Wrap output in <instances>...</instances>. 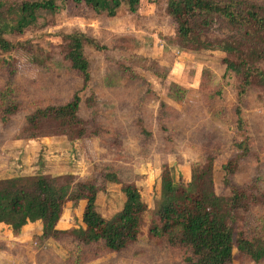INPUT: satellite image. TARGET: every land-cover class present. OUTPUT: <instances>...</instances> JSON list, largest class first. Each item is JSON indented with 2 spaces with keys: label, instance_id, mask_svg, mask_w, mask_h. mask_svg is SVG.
Returning a JSON list of instances; mask_svg holds the SVG:
<instances>
[{
  "label": "rangeland",
  "instance_id": "1",
  "mask_svg": "<svg viewBox=\"0 0 264 264\" xmlns=\"http://www.w3.org/2000/svg\"><path fill=\"white\" fill-rule=\"evenodd\" d=\"M54 4L53 11L40 12L21 34L6 35L20 47L0 51V180L38 174L90 180L97 187L96 210L107 219L121 209L122 184L132 183L147 206L137 241L98 257L89 249L82 264H185L183 247L164 245L148 233L162 170L169 169L174 186L186 187L192 166L213 157L217 193L229 194L222 180V165L228 161L234 169L230 181L263 189V89L251 86L240 98L239 79L225 70L221 51L185 50L169 41L174 26L165 0H140L135 12L122 6L112 16L95 13L83 1ZM73 30L92 38L83 47L91 79L80 91L82 77L69 68L61 35ZM76 93L87 135L60 133L48 122L34 132L25 129L26 116L36 107L62 104ZM161 102L166 104L164 122L157 116ZM236 110L244 119L242 129L234 123ZM95 124L108 128L107 133L92 135ZM246 146L247 152L238 156ZM84 206V199L67 200L57 228L80 227ZM234 227V239L241 228L248 236L264 235L263 200L238 210ZM11 233L0 238V264L74 262L71 235L41 239L38 222L23 225L15 238ZM233 252L231 264H264Z\"/></svg>",
  "mask_w": 264,
  "mask_h": 264
},
{
  "label": "trees",
  "instance_id": "2",
  "mask_svg": "<svg viewBox=\"0 0 264 264\" xmlns=\"http://www.w3.org/2000/svg\"><path fill=\"white\" fill-rule=\"evenodd\" d=\"M75 1H83L95 13L112 16L122 6L135 12L140 0ZM165 2L166 13L174 26L169 41L185 50L221 51L225 70L239 79L240 98L251 86L264 91V4L254 0ZM54 8V0H0V51L9 52L20 47L21 43H12L6 35L21 34L37 20L40 12L53 11ZM61 35L65 41L64 58L69 68L81 75L82 88L79 91L83 90L91 79L83 47L92 38L80 30ZM79 101L76 93L62 104L36 107L26 116L25 129L34 132L48 122L60 133L76 131L78 137L87 135L89 128L78 116ZM160 106L157 116L164 122L166 104L161 102ZM236 114L234 123L242 129L244 119L238 110ZM94 126L97 128L91 131L92 135L108 131L100 124ZM141 132L150 135L145 127ZM237 146L241 148L242 142ZM247 147L238 156L246 153ZM212 161L213 157H208L204 164L192 166L191 179L186 187L174 186L169 169L163 168L156 209L148 227L149 235L164 245L183 247L187 253L185 264H231L234 249L244 260L264 261V235L248 236L241 228L234 239L236 212L246 210L249 204L259 200L264 202V188L258 189L255 183L237 186L230 181L234 169L232 162L228 161L222 165V180L230 187L229 194L217 193ZM108 179L117 181L111 175ZM121 191L124 194L121 209L107 219L96 210L97 187L90 180L74 182L71 174L9 177L0 180V223L8 225L14 235L19 234L21 227L28 222L40 223L41 239L71 235L70 258L73 264H82L91 255H86L89 249H94L93 256L98 257L101 253L119 252L137 241L142 213L147 206L134 184L123 183ZM80 199L85 200L82 225L72 230L57 228L64 203Z\"/></svg>",
  "mask_w": 264,
  "mask_h": 264
},
{
  "label": "crops",
  "instance_id": "3",
  "mask_svg": "<svg viewBox=\"0 0 264 264\" xmlns=\"http://www.w3.org/2000/svg\"><path fill=\"white\" fill-rule=\"evenodd\" d=\"M29 223V222H28ZM2 225H6V224H4V223H0V231H3V232H1V234H0V238H2V236H5L6 234L8 235V233H11V230L9 229V230H7V228H6V230H5V228L2 226ZM10 235V234H9ZM11 236L12 237H14V234L13 233H11ZM15 238V237H14ZM5 240V239H4ZM3 240V241H4ZM6 242H10L9 241V239L8 240H5ZM11 243V242H10ZM7 245V244H6Z\"/></svg>",
  "mask_w": 264,
  "mask_h": 264
}]
</instances>
